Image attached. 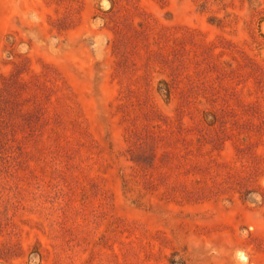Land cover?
I'll return each instance as SVG.
<instances>
[{"label":"rangeland","instance_id":"1","mask_svg":"<svg viewBox=\"0 0 264 264\" xmlns=\"http://www.w3.org/2000/svg\"><path fill=\"white\" fill-rule=\"evenodd\" d=\"M0 264H264V0H0Z\"/></svg>","mask_w":264,"mask_h":264}]
</instances>
